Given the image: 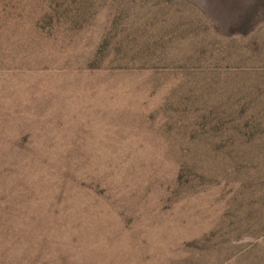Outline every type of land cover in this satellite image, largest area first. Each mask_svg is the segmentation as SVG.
Segmentation results:
<instances>
[{
	"label": "rangeland",
	"instance_id": "obj_1",
	"mask_svg": "<svg viewBox=\"0 0 264 264\" xmlns=\"http://www.w3.org/2000/svg\"><path fill=\"white\" fill-rule=\"evenodd\" d=\"M47 2L0 0V264H264V185L210 148L176 182L170 157L181 104L227 121L212 62L264 67V0H96L50 34ZM242 114L204 136L264 143V101Z\"/></svg>",
	"mask_w": 264,
	"mask_h": 264
},
{
	"label": "trees",
	"instance_id": "obj_2",
	"mask_svg": "<svg viewBox=\"0 0 264 264\" xmlns=\"http://www.w3.org/2000/svg\"><path fill=\"white\" fill-rule=\"evenodd\" d=\"M66 1L78 3V6L71 10L64 5ZM95 2L96 0H49V2H47V7L42 6L38 10L36 20L41 24V27L47 26L49 34L50 32L55 33L54 31L57 30V27L53 24L54 20L57 22L60 20H67L75 23L80 22L81 24V21L86 18V8H88V5L94 4ZM106 44L104 40H101L95 49L92 50L93 53H91V55L86 54L83 57L82 63L95 62L98 59L96 54L98 51L103 53L102 51ZM101 60H105L107 64L113 63L115 66H120V59L109 57V59L101 58ZM221 62L223 61L217 60L212 62L210 67H224L225 70L229 71L224 74L235 80H227V88L221 90L222 97L219 99V102L214 105L213 111H218L216 109L223 106V109H225L224 111H227V121H222L216 115L208 116L199 114V111H196L197 115L191 119V121L193 120L192 122L189 119L185 121L183 116H186V111L183 105L181 104V108L175 110L174 117L176 119L183 118L181 120L183 126L177 127L176 130L183 131L185 135L181 138H174L170 142L175 149L170 155L174 169V180L179 182L182 173L184 176H190V179H187L186 182L191 183L192 180H195V178L197 179L199 176L197 170L200 166L198 158L202 154V152H197V149L210 148L211 151L205 153L206 156L208 155L209 158L216 159L215 155L218 156L219 154V157H217L218 160H224V162L228 163L231 169L236 173H242L238 185H264V153L243 151L245 147L255 148L260 145L264 146V143H261L258 139L241 137L240 135L215 139V141L213 140L215 143H213L211 139L207 140L203 134L209 131L221 132L224 128L223 125H231L232 128L230 129L232 132L240 133V128L245 124V121L242 119L243 111L264 101V67L256 71L254 69H248L250 67L246 65H230L236 63L225 65L227 61H224V66H221L219 65ZM196 67L199 69V65ZM240 77H243V79H239ZM203 88L204 87L201 86L199 89ZM203 91L205 92V89ZM203 96L204 94L196 93L193 98L196 100H203ZM209 118L213 119L205 122ZM209 122L211 125L206 126ZM239 125H241V127ZM196 133H198V135L195 136Z\"/></svg>",
	"mask_w": 264,
	"mask_h": 264
}]
</instances>
